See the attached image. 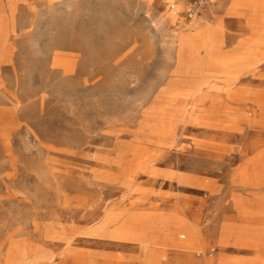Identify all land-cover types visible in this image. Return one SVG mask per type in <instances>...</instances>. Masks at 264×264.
Listing matches in <instances>:
<instances>
[{"label": "rangeland", "instance_id": "1", "mask_svg": "<svg viewBox=\"0 0 264 264\" xmlns=\"http://www.w3.org/2000/svg\"><path fill=\"white\" fill-rule=\"evenodd\" d=\"M172 2L0 0V264H264V0Z\"/></svg>", "mask_w": 264, "mask_h": 264}, {"label": "built area", "instance_id": "2", "mask_svg": "<svg viewBox=\"0 0 264 264\" xmlns=\"http://www.w3.org/2000/svg\"><path fill=\"white\" fill-rule=\"evenodd\" d=\"M213 0H187L186 6L184 10H180L178 8H176V3L172 2L170 4V8L173 11V13L178 16L177 20L180 21V18L183 16L185 19H189V20H193L195 18H197L200 14L202 9L204 8V6H202V4L206 5L208 3H211ZM215 251V248L212 247L209 251H208V255L211 256L213 255ZM201 254V252H199V255Z\"/></svg>", "mask_w": 264, "mask_h": 264}, {"label": "bare ground", "instance_id": "3", "mask_svg": "<svg viewBox=\"0 0 264 264\" xmlns=\"http://www.w3.org/2000/svg\"><path fill=\"white\" fill-rule=\"evenodd\" d=\"M240 232H241V230H240Z\"/></svg>", "mask_w": 264, "mask_h": 264}]
</instances>
